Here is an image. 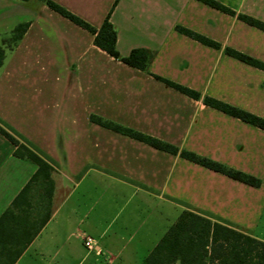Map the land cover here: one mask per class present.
<instances>
[{
    "label": "crops",
    "instance_id": "0c3cea01",
    "mask_svg": "<svg viewBox=\"0 0 264 264\" xmlns=\"http://www.w3.org/2000/svg\"><path fill=\"white\" fill-rule=\"evenodd\" d=\"M96 28L110 14L117 48L155 52L149 71L116 59L95 34L41 0H0V45L29 27L0 69V117L57 161L51 217L15 264H142L188 209L264 241V129L204 102L264 117V0H53ZM182 26L219 43L205 44ZM155 75L199 92L192 97ZM112 121L178 153L105 127ZM0 132V216L37 170ZM190 151L261 179L256 187L181 155ZM92 237L90 249L85 240ZM175 264H181L180 261Z\"/></svg>",
    "mask_w": 264,
    "mask_h": 264
},
{
    "label": "trees",
    "instance_id": "16d2710c",
    "mask_svg": "<svg viewBox=\"0 0 264 264\" xmlns=\"http://www.w3.org/2000/svg\"><path fill=\"white\" fill-rule=\"evenodd\" d=\"M41 1L94 33L95 44L116 59L149 71L155 52L147 48H135L129 55L123 56L117 48V30L110 20V14L105 18L101 27L96 28L53 0ZM201 1L226 13L236 14L234 10L218 0ZM238 16L264 30L263 21L245 14ZM28 27L29 23L18 24L3 38V43L0 45V69ZM177 29L205 44L213 47L220 46L218 42L188 28L178 26ZM226 51L229 55L264 70V62L232 48H227ZM155 76L192 97H200L199 92L195 90L158 75ZM204 102L264 129V117L210 96H206ZM92 119L105 127L144 141L156 148L178 153L176 146L156 137L112 121L94 116ZM0 132L15 145L14 154L17 157L28 159L38 167L29 182L0 216V264H15L51 217L55 191L53 173L60 168V165L1 117ZM181 155L236 180L256 187L261 185L260 178L226 166L216 160L190 151H182ZM177 261H180L181 264H264V241L225 218L212 215L201 209L191 208L181 214L178 221L171 226L142 264H175Z\"/></svg>",
    "mask_w": 264,
    "mask_h": 264
},
{
    "label": "built area",
    "instance_id": "2783aa9c",
    "mask_svg": "<svg viewBox=\"0 0 264 264\" xmlns=\"http://www.w3.org/2000/svg\"><path fill=\"white\" fill-rule=\"evenodd\" d=\"M85 245L90 248V249H94L96 246L95 240L92 237H88L85 240Z\"/></svg>",
    "mask_w": 264,
    "mask_h": 264
},
{
    "label": "rangeland",
    "instance_id": "374dc122",
    "mask_svg": "<svg viewBox=\"0 0 264 264\" xmlns=\"http://www.w3.org/2000/svg\"><path fill=\"white\" fill-rule=\"evenodd\" d=\"M252 234V233H251ZM252 235H254L255 237L257 236V233L255 232V233H253Z\"/></svg>",
    "mask_w": 264,
    "mask_h": 264
}]
</instances>
